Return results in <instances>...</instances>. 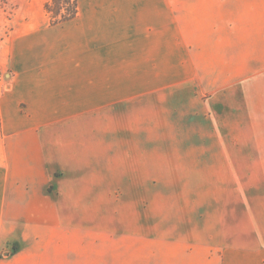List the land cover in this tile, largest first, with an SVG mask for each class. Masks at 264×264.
Segmentation results:
<instances>
[{
	"label": "crops",
	"instance_id": "1",
	"mask_svg": "<svg viewBox=\"0 0 264 264\" xmlns=\"http://www.w3.org/2000/svg\"><path fill=\"white\" fill-rule=\"evenodd\" d=\"M47 1L6 0L12 13L0 19V264H77L78 252L84 264H108L114 249L117 264H264V235L216 246L152 241L142 259L132 224L109 247L106 223H92L87 204L92 190L109 197L97 182H117L126 158L107 136L94 147L93 134L109 128L92 119L123 116L139 100L125 95L126 70L170 62L171 0H76V16L53 26Z\"/></svg>",
	"mask_w": 264,
	"mask_h": 264
},
{
	"label": "rangeland",
	"instance_id": "2",
	"mask_svg": "<svg viewBox=\"0 0 264 264\" xmlns=\"http://www.w3.org/2000/svg\"><path fill=\"white\" fill-rule=\"evenodd\" d=\"M5 3L0 19L12 13ZM171 11L170 62L126 70L125 95L139 100L123 116L92 119L109 128L94 141L124 146L131 164L118 167L117 182H97L109 197L92 190L86 216L106 223L110 248L121 227L137 225L142 259L152 241L216 246L264 235V0H171ZM85 258L78 252L77 264Z\"/></svg>",
	"mask_w": 264,
	"mask_h": 264
},
{
	"label": "trees",
	"instance_id": "3",
	"mask_svg": "<svg viewBox=\"0 0 264 264\" xmlns=\"http://www.w3.org/2000/svg\"><path fill=\"white\" fill-rule=\"evenodd\" d=\"M44 11L50 26L73 19L77 14L76 0H49L44 4Z\"/></svg>",
	"mask_w": 264,
	"mask_h": 264
},
{
	"label": "built area",
	"instance_id": "4",
	"mask_svg": "<svg viewBox=\"0 0 264 264\" xmlns=\"http://www.w3.org/2000/svg\"><path fill=\"white\" fill-rule=\"evenodd\" d=\"M3 80H4V73H3V70L0 66V88L2 87Z\"/></svg>",
	"mask_w": 264,
	"mask_h": 264
}]
</instances>
